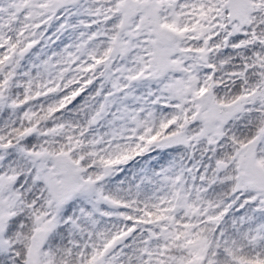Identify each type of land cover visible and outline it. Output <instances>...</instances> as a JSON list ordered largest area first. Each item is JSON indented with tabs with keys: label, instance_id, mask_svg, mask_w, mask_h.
Here are the masks:
<instances>
[{
	"label": "snow or ice",
	"instance_id": "snow-or-ice-1",
	"mask_svg": "<svg viewBox=\"0 0 264 264\" xmlns=\"http://www.w3.org/2000/svg\"><path fill=\"white\" fill-rule=\"evenodd\" d=\"M0 264H264V0H0Z\"/></svg>",
	"mask_w": 264,
	"mask_h": 264
}]
</instances>
